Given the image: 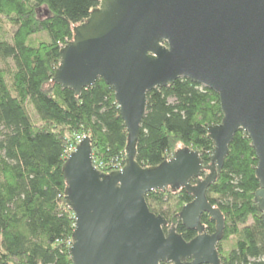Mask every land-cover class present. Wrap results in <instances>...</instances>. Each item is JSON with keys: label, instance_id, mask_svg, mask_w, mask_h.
Returning <instances> with one entry per match:
<instances>
[{"label": "water", "instance_id": "obj_1", "mask_svg": "<svg viewBox=\"0 0 264 264\" xmlns=\"http://www.w3.org/2000/svg\"><path fill=\"white\" fill-rule=\"evenodd\" d=\"M99 2L74 28L53 82L80 95L104 81L114 92L129 143L125 168L108 176L98 171L87 137L66 160V202L75 219L72 263L221 264L217 246L225 217L206 194L240 131L258 160L256 201L264 224V0ZM181 79L219 97L223 120L208 130L211 165L204 166L199 152L180 149L158 168H144L137 143L148 95ZM170 189H186L194 201L165 232L168 222L150 211L146 196ZM205 214L216 224L214 236L202 234ZM178 220L200 235L187 243L176 231Z\"/></svg>", "mask_w": 264, "mask_h": 264}, {"label": "trees", "instance_id": "obj_2", "mask_svg": "<svg viewBox=\"0 0 264 264\" xmlns=\"http://www.w3.org/2000/svg\"><path fill=\"white\" fill-rule=\"evenodd\" d=\"M99 7V0H0V264H73L75 219L63 169L76 137L90 139L102 174L126 164L129 135L113 90L98 80L76 95L53 82L74 28ZM222 120L219 97L209 89L186 79L157 89L148 95L137 162L158 168L181 146L199 152L208 167L214 150L208 130ZM257 165L251 141L240 131L207 191L225 217L221 264H264ZM146 201L170 225L194 196L170 189L152 192ZM201 222L216 233L209 215ZM176 231L185 241L194 237L181 224Z\"/></svg>", "mask_w": 264, "mask_h": 264}, {"label": "built area", "instance_id": "obj_3", "mask_svg": "<svg viewBox=\"0 0 264 264\" xmlns=\"http://www.w3.org/2000/svg\"><path fill=\"white\" fill-rule=\"evenodd\" d=\"M85 138H86V136H79V137H76V138L74 139V141H72V142L69 144V146H68V148H67V150H66V159H68L69 156H70L73 152H75L77 146H78V145L82 142V140L85 139ZM169 159H170V158H169ZM169 159H168V160H169ZM93 161H94V160H93ZM94 163H95V165H96L98 171L101 172V171H100V166L97 165L95 161H94ZM124 168H125V164L123 165V164H121V163H118V164L115 166V170H114L112 173L122 171ZM101 173H102V172H101Z\"/></svg>", "mask_w": 264, "mask_h": 264}, {"label": "flooded vegetation", "instance_id": "obj_4", "mask_svg": "<svg viewBox=\"0 0 264 264\" xmlns=\"http://www.w3.org/2000/svg\"><path fill=\"white\" fill-rule=\"evenodd\" d=\"M202 217H203V216H202ZM180 224L183 226V224L181 223V221L178 220V223L176 224L175 228H177V226L180 225ZM201 225L203 226V232H202V234H207V235H209V236H214V235L216 234V233L209 234V232H208V230H207V226L204 225V224H202V222H201ZM172 226H173V222H172L170 225H168L169 228H172ZM183 227H184V226H183ZM184 229L187 230L185 227H184ZM168 230H169V229H168ZM187 231L190 232V233H193V234H194L193 239H191L190 241H186L187 243H190L191 241H193L195 238H197V237L200 235L199 232H198L197 230H194V231H189V230H187ZM220 244H221V240H220V242H219V244H218V246H217L218 253H219V250H220ZM219 257H220V256H219ZM186 262H192V260H188V261H186ZM182 263H185V262L182 261Z\"/></svg>", "mask_w": 264, "mask_h": 264}, {"label": "rangeland", "instance_id": "obj_5", "mask_svg": "<svg viewBox=\"0 0 264 264\" xmlns=\"http://www.w3.org/2000/svg\"><path fill=\"white\" fill-rule=\"evenodd\" d=\"M181 148H182L181 146L178 147V149H181ZM229 244L231 245L232 243L229 242V243H227V244H224V247L227 249V248L229 247Z\"/></svg>", "mask_w": 264, "mask_h": 264}]
</instances>
